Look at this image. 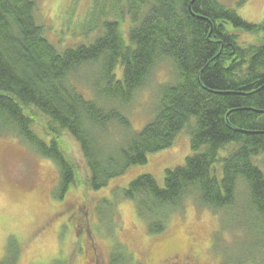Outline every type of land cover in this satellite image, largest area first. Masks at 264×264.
<instances>
[{
  "label": "trees",
  "instance_id": "trees-1",
  "mask_svg": "<svg viewBox=\"0 0 264 264\" xmlns=\"http://www.w3.org/2000/svg\"><path fill=\"white\" fill-rule=\"evenodd\" d=\"M106 1L116 20L92 44L60 50L37 22L35 0H0V137L17 138L55 163L61 199L79 177L64 133L78 143L88 185L99 191L189 129L191 155L166 171L164 188L143 175L121 199L135 204L155 235L193 201L219 217L223 231L250 238L246 249L228 251L224 264H264V20L247 23L219 0ZM241 34L262 35L261 42L244 44ZM164 61L175 80L162 87L153 120L134 132L123 109ZM88 70H95L89 86L78 85ZM39 119L49 143L33 130ZM125 255L116 250L110 264H125Z\"/></svg>",
  "mask_w": 264,
  "mask_h": 264
},
{
  "label": "rangeland",
  "instance_id": "rangeland-1",
  "mask_svg": "<svg viewBox=\"0 0 264 264\" xmlns=\"http://www.w3.org/2000/svg\"><path fill=\"white\" fill-rule=\"evenodd\" d=\"M35 1L38 24L60 50L92 44L102 34L104 24L116 20L106 0ZM219 2L235 10L247 23L260 25L264 20V0ZM122 24L127 34V17ZM261 38L262 35L241 34L244 44L258 45ZM94 71H83L76 79L78 85L88 87L87 81ZM121 72L119 66L116 73L120 76ZM174 80L171 63H160L147 87L123 109L134 132H141L153 120L162 87ZM43 124L39 119L33 130L49 143ZM113 130V133L119 132ZM118 137L121 138L120 134ZM62 143L76 164L79 177L78 184L59 199L56 196L59 171L55 163L17 138L0 137V264H55L57 261L110 264L113 252L118 249L128 256L125 255V264H154L158 256L164 255L165 248L183 251L187 245L195 251L197 264H224L228 251L237 253L247 248L248 234L234 228L223 231L220 218L193 201H188L182 211L171 213L165 232L155 235L149 232L147 221L138 215L135 204L121 199L123 190L143 175L153 176L164 188L166 171L184 165L191 155L189 129L177 135L173 147L150 155L147 164L131 167L99 191L88 185L89 169L75 139L64 133ZM227 156V150L221 151V158ZM78 209L77 217L71 218V213ZM77 220L89 231L86 243L76 233ZM241 223H247L245 218ZM150 258L154 261L150 262Z\"/></svg>",
  "mask_w": 264,
  "mask_h": 264
},
{
  "label": "flooded vegetation",
  "instance_id": "flooded-vegetation-1",
  "mask_svg": "<svg viewBox=\"0 0 264 264\" xmlns=\"http://www.w3.org/2000/svg\"><path fill=\"white\" fill-rule=\"evenodd\" d=\"M78 211L79 209L76 212H72L70 217H77ZM79 221L80 220H77L76 222L78 224V231H76V233L78 234V238L85 240L84 242L86 243L89 241L86 237L88 236V238H90V234L87 227ZM175 251L176 250L173 247L165 248L163 250L164 255L158 256L156 261H154L153 258H150V262L154 261V264H197V255L191 245H187V248L183 251Z\"/></svg>",
  "mask_w": 264,
  "mask_h": 264
}]
</instances>
